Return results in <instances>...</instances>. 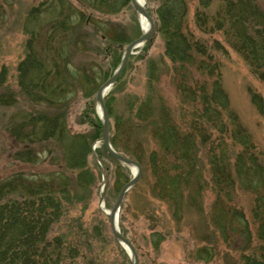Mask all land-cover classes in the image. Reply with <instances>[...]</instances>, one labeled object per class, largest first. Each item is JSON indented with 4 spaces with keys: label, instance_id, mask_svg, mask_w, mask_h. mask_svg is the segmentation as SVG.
Returning a JSON list of instances; mask_svg holds the SVG:
<instances>
[{
    "label": "rangeland",
    "instance_id": "1",
    "mask_svg": "<svg viewBox=\"0 0 264 264\" xmlns=\"http://www.w3.org/2000/svg\"><path fill=\"white\" fill-rule=\"evenodd\" d=\"M61 1L0 0V94H11L15 99L10 104L7 100V104L0 105V180L21 171L26 175V180L32 181L34 178L37 182L44 174L55 168L54 156L61 157L59 147H56L57 144L52 140L48 146L52 153L46 152L45 147V151L39 153L36 162H25L14 156L19 147L8 132V128L6 129V124L11 120H17L18 117L13 119V116L22 114L19 109L28 107L30 112L36 109V105L31 104L30 99H27L20 89L23 71L20 68L23 62H28V56L33 54L38 56V60L49 62L44 65L45 70L41 74H46L48 70L60 72L59 84L64 81L65 86L62 87L69 92L66 103L61 104L64 105L62 118L65 119L66 128L70 134L83 133L91 137L93 129L88 124V119L93 118L92 112L99 119L95 93L120 63L125 46L142 32L137 14L129 0H122L114 11H110L109 8L112 0H106L104 4L100 0H63L83 11L87 18L85 26L75 27L72 33L65 34L64 51L69 60L66 64L62 62L64 56L60 54L57 56L58 52L50 54L49 51L53 50H49L48 47V45L55 47L57 51L59 49L57 45L63 35L58 34L57 29L51 34L50 22L47 20L51 15L47 13L53 8L57 12L59 9L66 10ZM256 1L264 13V0ZM90 3H94V6ZM159 3L160 0H144V6L152 20L157 15L156 8ZM218 4V1L214 0L209 11H215ZM195 6V0H188L186 19L193 35L198 37L200 31L194 21ZM30 13L35 14L33 20V26L37 29L35 33L33 29L25 27ZM105 37L117 42V47L121 43L119 48H116L119 61H116L117 55L114 60V55L105 53L107 51L104 50V43H107ZM210 37H203L208 40L206 43L208 46L212 39H215L226 49L225 53L213 52V56L220 63L221 84L228 98L229 107L249 135L259 160L264 162V82L255 76L236 52L225 46L219 33ZM150 40L151 43L147 47L145 44L140 46L129 57L119 76L116 90L111 92L113 88L111 87L104 96V104L108 110L109 132L115 118H120L122 125H125L127 119L137 123L131 125L127 122L129 126L125 127V132L128 136L125 139L124 135L120 134L123 140L119 142V149L130 159L142 161L139 179L134 188L131 187L125 193L120 204L117 215L119 231L133 245L138 264H243L242 252L246 251L241 249V240L235 237L225 241L213 220V204L216 197L208 182L206 165L202 168L204 182L199 185L195 179L188 182V195L183 196V210L179 218L173 217L172 205L159 199L153 191L154 179L146 159L149 151L156 149L157 146L151 136L148 121L138 123L140 120L132 115L133 107L130 106L137 99H151L157 106L162 102L175 108L179 106L180 98L172 63L164 55L163 37L155 28ZM148 61L153 62V65L151 66ZM68 69L80 72L71 79L74 85H71L67 77ZM87 71L95 76L87 86H84L75 77ZM253 95L260 99L261 106L256 107L253 103ZM49 107H52L49 103H43L39 105L38 110L51 113V110L47 109ZM179 115V111H176V118ZM99 139L90 145L92 155L88 158L87 165L91 177L87 185L81 186L80 183H76L72 173L70 178L72 184L67 188L69 193L64 194L65 197L58 194L59 217L52 226L50 239L54 235L66 236V241L80 238L79 245L83 247L82 252L88 257L82 260L79 256L73 260V264H86L88 261H91L90 264H130L127 253L110 232L106 210L112 207L119 189L132 178L133 171L112 159L105 149L101 148ZM254 196V193L239 188L237 184L230 202L245 216L253 235L257 226L252 214ZM152 233L162 234L157 252L153 247ZM86 240L88 246L85 245ZM205 250L208 255L205 254ZM199 252H203V255L198 256Z\"/></svg>",
    "mask_w": 264,
    "mask_h": 264
},
{
    "label": "trees",
    "instance_id": "2",
    "mask_svg": "<svg viewBox=\"0 0 264 264\" xmlns=\"http://www.w3.org/2000/svg\"><path fill=\"white\" fill-rule=\"evenodd\" d=\"M195 1L194 21L200 31L198 37L188 27V0H160L153 20L155 31L164 40V55L172 63L179 106L171 108L162 102L157 106L151 99H137L130 106L133 107L131 113L140 120L138 123L148 121L151 126V136L157 146L149 151L146 159L154 179L152 188L159 199L172 205L173 217L179 218L182 214L183 196L187 194L188 182L192 179L197 185L204 182L202 168L206 165L208 182L216 197L212 216L222 238L225 241L235 237L241 240V249L246 251L242 252L243 264H264V162L259 160L249 135L230 109L222 88L220 63L213 52L225 53L226 49L215 39H212L210 46L206 44L208 40L203 39L219 33L225 46L236 52L255 76L264 82V13L256 0H216L219 4L213 12L209 10L214 0ZM61 2L66 10L59 9L57 12L53 8L47 13L51 14L47 19L51 34L56 29L58 34H63L57 45L59 49L56 51L55 47L46 45L54 51H49L50 54L58 52L57 56H64L62 62L67 64L65 34L72 33L75 27L85 26L87 18L83 11L70 2ZM100 2L104 4L106 0ZM122 2L112 0L110 11H114ZM34 18L35 14H28L25 27L33 29L35 33ZM105 39V53L114 55V60L117 55L116 61H119L116 48L121 43L117 47V42L107 37ZM150 43L151 40L147 41L145 46ZM32 55L20 68L23 70L20 89L31 104L36 105V109L34 112H30L28 107L19 109L22 114H14L13 119L18 117L17 120L6 124V129L19 147L15 157L25 162H36L40 152L46 150L52 153L48 148L51 140L59 147L61 157L54 156V162L51 161L56 165L55 168L37 182L34 178L32 181L26 180V175L21 171L0 180V264H73V260L79 256L82 260L88 257L79 245L80 238L66 241V236L54 235L50 239V231L59 217L58 197L69 193L67 188L72 184L71 174L81 186H86L91 177L87 165L92 155L90 145L101 137V122L92 112L93 118L88 119V124L93 129V135L70 134L62 118L64 105L61 104L66 101L69 92L62 87L65 86L64 81L59 84L61 74L57 70L41 74L45 70L44 65L49 62L44 63L38 60V56ZM54 60L57 61V58ZM148 62L153 65V62ZM77 73L80 72L71 69L67 72L71 85H74L71 79ZM93 76L95 74L90 75L87 71L75 79L87 86ZM118 81L119 78L111 92L116 90ZM7 100L10 104L15 99L11 94H0L1 106L7 104ZM252 100L256 107L261 106L257 96L253 95ZM43 103L52 106L47 108L51 113L38 110ZM176 111L180 113L178 118L175 116ZM127 122L137 125L132 119H127ZM127 122L122 125V120L115 118L109 132L114 150L126 157L119 149V142L123 140L120 134L125 139L128 136L125 132V127L129 126ZM45 147L47 149L44 150ZM101 148H104L102 144ZM135 161L142 165V161ZM237 184L239 188L255 195L252 214L257 226L254 235L245 216L230 204ZM14 191L17 193L14 194ZM151 239L157 252L162 234L152 233ZM87 244L88 240L85 241ZM205 254L208 255L207 250ZM202 255L203 252H199L198 256Z\"/></svg>",
    "mask_w": 264,
    "mask_h": 264
},
{
    "label": "water",
    "instance_id": "3",
    "mask_svg": "<svg viewBox=\"0 0 264 264\" xmlns=\"http://www.w3.org/2000/svg\"><path fill=\"white\" fill-rule=\"evenodd\" d=\"M129 1L135 13L137 15L141 14L147 20L148 28L146 29V31L141 32V34L137 38L133 39L125 46L120 59V63L113 71L112 75L98 87L95 93V102L97 108L96 111L99 116V120L101 122V137L99 139V142L103 145L105 151L112 159L129 167L131 170L133 168L135 169L132 178L119 189L114 204L109 210H106V214L108 216L109 229L113 238L121 245V247L127 253L130 259V264H138L137 254L133 245L119 231L117 224V215L123 196L131 187L135 185V183L139 179L141 173V167L136 161L118 153L112 147L109 140L108 114L104 104V96L107 94V92L111 89L115 81L121 75L129 57L134 53V51L137 48H139L140 46L144 45L147 41H149L154 34V23L152 18L148 14L146 8L143 5L139 4L137 0H129ZM106 90L107 92L106 94H104Z\"/></svg>",
    "mask_w": 264,
    "mask_h": 264
},
{
    "label": "bare ground",
    "instance_id": "4",
    "mask_svg": "<svg viewBox=\"0 0 264 264\" xmlns=\"http://www.w3.org/2000/svg\"><path fill=\"white\" fill-rule=\"evenodd\" d=\"M137 1L139 2V4H141V5L144 6V0H137ZM137 20H138V23L140 25L141 31L142 32L146 31V29L148 28V22H147V20L141 14H138L137 15ZM106 92H107V90L104 92V94H106ZM132 171L134 172L135 169L133 168Z\"/></svg>",
    "mask_w": 264,
    "mask_h": 264
}]
</instances>
